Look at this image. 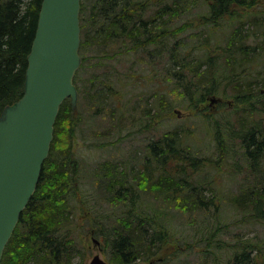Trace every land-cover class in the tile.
<instances>
[{
    "label": "trees",
    "instance_id": "obj_1",
    "mask_svg": "<svg viewBox=\"0 0 264 264\" xmlns=\"http://www.w3.org/2000/svg\"><path fill=\"white\" fill-rule=\"evenodd\" d=\"M41 1L0 0V113L23 93L27 55L35 34ZM198 1L206 8V13L202 16L206 20L201 23L212 26L211 29L224 25L231 28L250 19L253 22L259 20L264 31V22H261L264 21V0ZM188 2L189 0H81L79 54L82 60L73 80L77 91L80 92V83L85 86L86 81L82 77L88 70H104L105 79L99 85L97 93L114 97L119 92L116 93L114 83L108 80L110 65L102 64L104 59L110 62L115 60L120 65L143 55L150 59L147 65L152 67L158 50H165L173 63L166 74L172 76L173 82L176 79L174 89L181 90L182 98L189 105L197 107L222 87L224 95H230L238 103L246 105L247 115L253 116L257 111L253 104L255 99L264 96V61L260 63L262 69L259 70H255L252 65L249 68L244 66V58L239 54L248 53L244 51V43L236 40L237 27L229 32L228 45L221 54L225 59L222 64L221 59L217 61L220 57L213 55L210 50H202L201 56L194 58L191 52L179 50L178 45L171 44L174 36L187 29V22L172 28L170 23L183 12L180 10L182 4ZM92 48L98 51L95 61L90 56H85ZM193 58L206 66L202 72L191 67ZM257 65L255 64L256 67ZM132 70L133 68L125 75L126 79L119 76L115 82L121 86L125 81L131 85L138 84L140 78L147 82V75L138 76ZM98 79L99 76L95 75L90 81L93 82L91 88H94V80ZM257 81L260 87L252 91ZM223 82L232 85L233 94L225 90ZM76 113L73 112L69 99L60 105L49 154L43 163L38 184L5 246L0 264H86L81 239L85 229L82 221L72 212L77 205H84L78 182V164L71 151V142L69 143V138L75 135L76 125L72 121H75ZM248 119L245 123L241 120L239 130L230 132L227 138L230 142L235 139L240 141L251 178L247 188H244L243 197H235L231 205L240 217L239 223H253L264 227V128L247 122ZM178 133L176 129L170 131L150 145L157 165L150 169L145 163L136 184H126L124 179H115L107 185L106 191L111 195L107 201L120 202L127 207L116 214L115 218L123 227L121 231H126V234L121 233L118 228H113L111 234L110 229L106 230L109 226L100 223L101 220L98 222L95 217L92 219L93 226L99 227L93 228V234L100 236L112 249L109 263L132 264L140 254L149 255L147 259L151 249H157L154 253L161 251L170 239L167 225L158 221L159 214H146L141 209L142 199L138 196L136 187L148 189L159 184V189L168 198L174 200L179 197L192 201L193 207H207L208 202H204L200 194L198 197L194 196L196 188L192 178L208 166L219 168L221 163L229 159L228 154L232 149L225 145L224 137L217 131L214 136L217 157H196L185 151L183 139ZM59 136L67 141L61 144ZM115 184L119 186L115 188ZM111 218H106V221ZM101 226L104 227L100 228ZM228 247L232 252L224 264H264V239H236ZM162 252L164 253V249ZM75 254H80L77 262L73 260ZM153 261L150 260L149 264H153Z\"/></svg>",
    "mask_w": 264,
    "mask_h": 264
},
{
    "label": "rangeland",
    "instance_id": "obj_2",
    "mask_svg": "<svg viewBox=\"0 0 264 264\" xmlns=\"http://www.w3.org/2000/svg\"><path fill=\"white\" fill-rule=\"evenodd\" d=\"M180 10L183 12L170 23L172 28L187 22V29L174 36L170 42L178 45L179 50L191 52L194 58H199L202 50H210L213 55L220 57L217 61L221 59L222 64L225 59L221 54L228 45L229 32L237 27L236 40L244 43V51L248 53L239 54L244 58V66L249 68L252 65L255 70L262 69L260 63L264 61V31L259 20L253 22L249 19L231 28L224 25L211 29L212 26L201 23L206 20L202 18L206 8L200 1L189 0L182 4ZM158 51L152 67L147 65L150 59L143 55L120 65L115 60L102 61V64L110 65L108 80L114 83L116 93L119 92L114 97L97 93L99 85L104 82L106 71L90 69L82 77L86 82L85 86L80 83L77 113L75 121H72L76 130L75 135L69 138V143L78 164V182L84 200V205H77L72 212L82 221L85 229L81 239L86 264L95 254L107 262L112 255V249L100 236L93 234V228H99L93 226V217L109 226L106 230L110 229L111 234L113 228H118L123 234L126 232L121 231L123 227L115 218L127 207L120 202L107 201L111 197L106 191L107 185L115 179H124L126 184H136L143 167L148 164L151 169L157 165L150 145L175 129L183 139L185 151L193 156L217 157L214 140L217 131L221 132L225 145L232 152L219 168L208 166L192 178L196 188L194 196L200 194L202 200L208 202L207 207L196 208L190 200L168 198L159 189V184L148 189L136 187L142 199L141 209L146 214H159L158 221L167 225L170 239L163 248L164 253L163 249L154 253L157 249L153 248L149 258L146 259L149 255L140 254L132 264H149L150 260H154L153 264H224L232 252L228 246L234 244L236 239H264V227L239 223L240 217L231 205L235 197H243L244 188H247L251 178L240 141L235 139L230 142L227 139L230 132L239 130L241 120L245 123L249 118L247 122L264 128V96L255 99L253 104L257 111L253 116L247 115L246 105L238 103L230 95H224L222 87L213 95L221 98V103L211 107L206 100L192 107L182 98L181 90L174 89L176 79L173 82L172 76L166 74L173 64L165 54L166 51ZM97 52L96 48H92L85 56L95 61ZM255 64H258L257 67ZM191 67L199 72L206 68L196 59ZM131 68L138 76L147 75V82H143V78L139 79L141 81L138 84L131 85L125 81L127 86L115 82L119 76L126 79L125 75ZM150 68L153 69L149 71ZM95 75L99 79L94 80V88H91L93 82L90 81ZM204 84L208 85L207 82ZM222 86L228 93H234L232 85L223 82ZM259 87L257 81L251 89L255 91ZM169 108L170 111L167 110ZM242 117L244 119H240ZM59 138L61 144L67 141L61 136ZM118 186L115 184V188ZM108 217L112 218L106 221ZM91 237L100 241L99 247L94 246ZM73 260H80V254H75Z\"/></svg>",
    "mask_w": 264,
    "mask_h": 264
},
{
    "label": "water",
    "instance_id": "obj_3",
    "mask_svg": "<svg viewBox=\"0 0 264 264\" xmlns=\"http://www.w3.org/2000/svg\"><path fill=\"white\" fill-rule=\"evenodd\" d=\"M80 1L42 0L27 55L23 93L0 113V261L30 201L53 139L62 102L77 112L81 64ZM211 107L221 98L207 97ZM94 246L100 242L92 238ZM88 264H110L95 254Z\"/></svg>",
    "mask_w": 264,
    "mask_h": 264
},
{
    "label": "bare ground",
    "instance_id": "obj_4",
    "mask_svg": "<svg viewBox=\"0 0 264 264\" xmlns=\"http://www.w3.org/2000/svg\"><path fill=\"white\" fill-rule=\"evenodd\" d=\"M82 60V59H81ZM77 88V87H76ZM79 93V92H78ZM78 107V106H77Z\"/></svg>",
    "mask_w": 264,
    "mask_h": 264
},
{
    "label": "flooded vegetation",
    "instance_id": "obj_5",
    "mask_svg": "<svg viewBox=\"0 0 264 264\" xmlns=\"http://www.w3.org/2000/svg\"><path fill=\"white\" fill-rule=\"evenodd\" d=\"M221 102H222V101H221ZM221 102H219V103H221ZM219 103H218V104H219Z\"/></svg>",
    "mask_w": 264,
    "mask_h": 264
}]
</instances>
